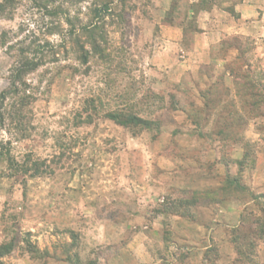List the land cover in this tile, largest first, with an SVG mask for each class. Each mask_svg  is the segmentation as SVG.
<instances>
[{"label": "rangeland", "instance_id": "obj_1", "mask_svg": "<svg viewBox=\"0 0 264 264\" xmlns=\"http://www.w3.org/2000/svg\"><path fill=\"white\" fill-rule=\"evenodd\" d=\"M232 1L0 0V264H264V32L194 46Z\"/></svg>", "mask_w": 264, "mask_h": 264}, {"label": "crops", "instance_id": "obj_2", "mask_svg": "<svg viewBox=\"0 0 264 264\" xmlns=\"http://www.w3.org/2000/svg\"><path fill=\"white\" fill-rule=\"evenodd\" d=\"M231 4L234 6L233 11L215 5L211 10H204L200 13V28L203 31L198 34L199 36L197 37L194 46L199 47V45L204 42V48H200V51L203 52V54H206V50L217 40V37H215L217 34L214 30L209 28L211 31H208V27H211L210 20L215 21L216 23L224 20L225 23H231V25L234 23L241 27L242 32L244 31L243 29L249 25L261 29V32H264V0H238L236 2L232 1ZM233 12H235L237 16H234ZM218 16H221L223 19ZM220 29L221 27L219 30ZM168 31L170 32L168 43L171 45H179L184 37L183 30L171 27ZM173 36L176 38L174 41L171 39ZM171 45L168 44V46Z\"/></svg>", "mask_w": 264, "mask_h": 264}, {"label": "trees", "instance_id": "obj_3", "mask_svg": "<svg viewBox=\"0 0 264 264\" xmlns=\"http://www.w3.org/2000/svg\"><path fill=\"white\" fill-rule=\"evenodd\" d=\"M1 98H3V96L1 95L0 96ZM0 254H5V253H9L10 251H12V249H13V246L11 245V246H0Z\"/></svg>", "mask_w": 264, "mask_h": 264}]
</instances>
